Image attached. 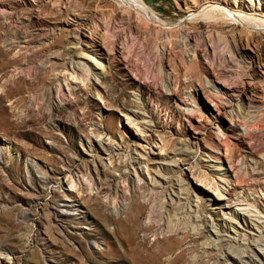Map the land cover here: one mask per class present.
Wrapping results in <instances>:
<instances>
[{
	"label": "rangeland",
	"instance_id": "374dc122",
	"mask_svg": "<svg viewBox=\"0 0 264 264\" xmlns=\"http://www.w3.org/2000/svg\"><path fill=\"white\" fill-rule=\"evenodd\" d=\"M143 3L151 19L122 0H0V264H131L106 219L126 216L134 181L137 204L167 201L177 188L163 177L199 216L201 235L191 223L184 235L189 260L244 264L229 245L260 235L247 212L264 219V161L245 157L250 141L231 112L264 113V29L206 22L201 11L264 21V0ZM219 130L227 144L213 158ZM232 152L248 165L237 175L221 170ZM63 204L77 215L56 217ZM151 216L150 206L142 224ZM261 248L247 264L264 262Z\"/></svg>",
	"mask_w": 264,
	"mask_h": 264
},
{
	"label": "bare ground",
	"instance_id": "6f19581e",
	"mask_svg": "<svg viewBox=\"0 0 264 264\" xmlns=\"http://www.w3.org/2000/svg\"><path fill=\"white\" fill-rule=\"evenodd\" d=\"M122 1L129 3L130 7L135 9L136 12L142 17L151 19L150 15L153 13V11L151 10V8H149V6L143 3V0H122ZM201 13H202L201 18L206 22L218 24L221 22L225 23L230 21L233 22L234 24L239 23V24L247 25L248 28H250V30L264 29V21L261 20L259 21L254 18H248L246 16L239 15L229 10L220 9L211 6L208 8L206 7V9L202 10ZM196 18L198 17L196 16L194 19ZM185 37H187V35H185ZM247 39L248 42L252 40L258 42L260 40L255 34L248 35ZM182 45L183 47L184 46L189 47L188 43L185 41V38H183L182 40ZM185 51H187V49L185 48L181 50V52H185ZM197 53L199 55V51H197ZM95 62H96V66H98L97 68H99L100 63L97 60H95ZM158 67H157L158 71L162 75L163 66L160 65ZM193 70H195V68L190 67V71ZM88 73L90 75V72ZM93 76L97 78L96 73L93 74ZM161 82L164 81L162 80ZM207 83L208 85L211 86V82H207ZM211 88L216 89L214 85H212ZM236 88L239 89L238 92L241 93V89H243L242 86L236 85ZM229 103H232V101H230ZM190 113L194 114V111L192 110L190 111ZM231 115L235 120V122L237 121L241 123V124L239 123L236 124L238 128L237 135H239V138L243 142L248 140L250 141V143L248 144L246 143L249 146V148H247V153L245 154V157L247 158V156H252L254 160L256 158H259L262 161H264V129L262 130L260 128L261 124L264 123V113L252 112L248 109H244L243 106H238L236 110L234 111L232 110ZM242 127L244 129H242ZM224 136H226V133H223V131L219 130L217 136L218 138L216 139L217 141L214 147L212 148L214 149V153L212 154V152H210L212 154L211 157L215 158L221 153V149L226 143V141L224 140ZM185 153L186 151L184 149L179 150V154H185ZM227 162L228 165L225 164L221 170H226L228 174L231 175H237L238 173L242 172L244 166L245 167L248 166V165L246 166L243 161L241 162V160L237 158L235 152H232L229 155ZM251 169L252 170L249 171L247 174L245 173V175L247 176L246 178L250 176L254 178V176H256V174L259 173V171H257L258 173L256 172L257 170L256 166L252 165ZM133 172L137 177L141 176L139 175V172L135 168ZM163 180L165 181L164 184H170L171 188H175V187L177 188L173 192L171 191L172 194L168 197L169 199H167V201H164L166 200V198L162 197L157 201L156 204L154 203L152 204V202L137 204L136 202L138 201H135L134 198L136 197V194L139 192L138 189H140V186L138 184L139 182L135 183L134 181L135 188H133L131 192L132 201L128 204L123 202L122 204H120V209L124 210V214L126 216L116 218L113 214H111L106 219L107 222L109 223L112 222L116 225V229L114 231V235L116 237V245L118 248V249L116 248V253L117 255L120 253L119 254L120 256L128 258L131 264H199L200 261L199 256H194L191 258V260L187 258L188 255H190L192 248H184L185 243L187 241V238L184 237V235H186V233L188 232L187 230L189 227V226L187 227L188 224L191 223V226H193V229H190L189 227L190 231H193V234L201 235L200 226L198 224L199 223L198 213L197 211L196 213L192 212L191 210L193 209L192 205L189 204V208L188 206L185 205L188 204V202H184V201H187L188 198H184L182 196L184 195L182 192H184L186 189H183V187H181L179 183L173 184L170 179H167L165 177H163L162 181ZM157 183L163 184L161 181L159 180L157 181V179H153L151 181V184H153L154 186H158ZM260 188L264 189V185L261 184ZM101 189L102 191L107 190V188L105 187ZM174 202L177 206L176 208L173 207ZM60 206L64 207L65 210L61 211L60 214L58 213L57 215H55L56 217L74 218V216L77 215V213L72 212L75 205L63 204ZM150 206H151V215H152L151 221L148 224H142V220L146 216V209H148ZM238 213L240 212H237V214ZM247 213L249 215L244 214V216L242 217L248 215V219H249L248 221H250L248 222L249 226L252 228H257V230H259L258 232H260V235L258 237L252 236L251 239H247V240L245 239L246 237L243 239L244 236L241 235L240 238L233 239L234 244L233 243L230 244L229 245L230 247L228 248L229 251L236 253V255L242 260L244 264H247V260H245L246 257H248L250 261L256 260L255 257H259V256H257L254 249L255 248L260 249L262 246H264L263 245L264 219L262 218V216L257 215V213L253 211H248ZM212 225H214L213 222ZM213 228L215 227L213 226ZM215 229L216 232L214 233L216 238L217 239L223 238L221 237L217 228ZM142 233L144 234V236L142 240L138 242V235ZM152 234L156 236V239L154 242H149V235ZM191 238H192L191 242H195L199 240V238H195V236ZM215 240H213L214 242H207L206 245L210 247L211 245H213V248L220 246L219 244H216L217 242ZM263 259H261V262H263ZM255 264H257V261L255 262ZM262 264H264V262Z\"/></svg>",
	"mask_w": 264,
	"mask_h": 264
}]
</instances>
